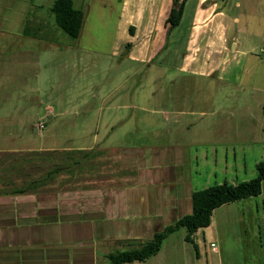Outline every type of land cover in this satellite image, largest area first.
Instances as JSON below:
<instances>
[{"label": "crops", "instance_id": "obj_1", "mask_svg": "<svg viewBox=\"0 0 264 264\" xmlns=\"http://www.w3.org/2000/svg\"><path fill=\"white\" fill-rule=\"evenodd\" d=\"M225 1L185 0L178 23L166 35L172 0H120L126 55L143 61L155 57L160 67L219 79L230 62L262 53L264 47V36L257 45L248 40L246 35L253 33L238 15L224 11ZM18 15L9 25L0 19V69L8 64L11 69L10 75L0 74V264H107L102 261L112 243L122 247L126 240L150 237L190 213L188 174L182 166L163 164L158 148L153 149L157 165L144 167L132 158L130 148L120 147L112 157V149L103 143L107 132L98 139L97 126L89 146H55L43 139L34 144L29 134H14L29 128V115L31 120L39 115L30 125L41 130L46 116L67 114L66 109L55 112L49 76L35 69L77 55L76 44L48 40L51 30L44 21L28 25L24 11ZM133 34L145 35L138 46L127 41ZM27 95L33 98L32 107H17L16 100L7 106V99ZM105 108V130L125 123L112 118L124 104ZM108 108L115 110L113 116ZM131 163L140 167L138 173ZM184 185L186 193L180 197ZM158 254L159 249L143 260L121 264H162Z\"/></svg>", "mask_w": 264, "mask_h": 264}, {"label": "rangeland", "instance_id": "obj_2", "mask_svg": "<svg viewBox=\"0 0 264 264\" xmlns=\"http://www.w3.org/2000/svg\"><path fill=\"white\" fill-rule=\"evenodd\" d=\"M71 1L82 12L76 38H70L55 24L50 12L52 0H0V19L5 25L24 11L28 25L44 21L51 30V43L77 45L75 58L52 59L43 69H35L49 76V102L56 107L55 112L66 109L67 114L46 116L41 130L30 125L39 115H32V120L29 115V128L12 131L14 134L27 133L34 144L43 139V143L55 146H89L90 132L97 126L98 139L107 132L103 143L106 149H112V157L120 147L130 148L132 158L146 167L158 164L154 148L163 151V164L184 167L179 169L188 174L190 193L214 183L255 177L256 164L264 158V54L251 52L238 57L219 79L160 67L155 57L143 61L126 55L122 41L127 32L119 18L120 0ZM234 2H238L236 6ZM223 9L246 22L253 33L246 35L248 40L260 43L264 36V0H228ZM144 36L133 34L127 41L138 46ZM0 74L10 75V65L0 69ZM104 96L106 100L100 105ZM7 100V106H12L13 100L18 102L17 107L33 106V98L28 95ZM118 104L125 108L119 112L108 108V116L115 112L112 118L125 123L105 130V107ZM130 167L136 173L140 168L136 163ZM185 187L180 197L185 195ZM186 234L185 227H178L162 240L158 254L162 264H264V181L256 196L213 209L208 226L189 234L191 242L184 240ZM109 248L108 252L124 249L113 243Z\"/></svg>", "mask_w": 264, "mask_h": 264}, {"label": "trees", "instance_id": "obj_3", "mask_svg": "<svg viewBox=\"0 0 264 264\" xmlns=\"http://www.w3.org/2000/svg\"><path fill=\"white\" fill-rule=\"evenodd\" d=\"M185 0H172V6L165 19L166 35L179 21ZM50 12L55 24L70 38H76L82 23V12L72 5L71 0H52ZM264 115V103L261 107ZM255 177L239 182L214 183L191 192V211L184 214L161 230L154 232L149 238L139 240L138 243L123 242L124 249L105 254L107 264H121L133 260H143L153 255L160 247L162 240L178 227H185L187 234L184 240L191 242L190 235L198 228L206 227L210 223L212 210L218 206L256 196L260 193V184L264 181V158L256 164ZM21 190H12L11 193Z\"/></svg>", "mask_w": 264, "mask_h": 264}, {"label": "water", "instance_id": "obj_4", "mask_svg": "<svg viewBox=\"0 0 264 264\" xmlns=\"http://www.w3.org/2000/svg\"><path fill=\"white\" fill-rule=\"evenodd\" d=\"M139 242V239H129V240H126V243L128 244H135V243H138Z\"/></svg>", "mask_w": 264, "mask_h": 264}, {"label": "built area", "instance_id": "obj_5", "mask_svg": "<svg viewBox=\"0 0 264 264\" xmlns=\"http://www.w3.org/2000/svg\"><path fill=\"white\" fill-rule=\"evenodd\" d=\"M261 52L264 53V47L261 49Z\"/></svg>", "mask_w": 264, "mask_h": 264}]
</instances>
